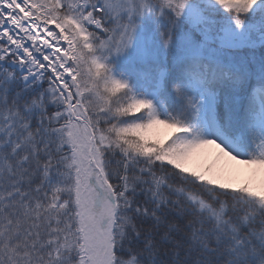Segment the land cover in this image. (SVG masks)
I'll use <instances>...</instances> for the list:
<instances>
[{
	"label": "snow or ice",
	"instance_id": "obj_1",
	"mask_svg": "<svg viewBox=\"0 0 264 264\" xmlns=\"http://www.w3.org/2000/svg\"><path fill=\"white\" fill-rule=\"evenodd\" d=\"M187 2L0 0V264H264V116L157 108L106 64ZM214 2L239 27L260 0ZM209 145L247 180L190 170Z\"/></svg>",
	"mask_w": 264,
	"mask_h": 264
},
{
	"label": "rangeland",
	"instance_id": "obj_2",
	"mask_svg": "<svg viewBox=\"0 0 264 264\" xmlns=\"http://www.w3.org/2000/svg\"><path fill=\"white\" fill-rule=\"evenodd\" d=\"M210 14H213V17ZM239 18L242 23L237 27L234 14L225 11L211 0H188L179 17L171 13L165 16L145 13L135 21L129 46L123 52L112 55L109 60H113L115 65L134 62L158 63L167 69H173H169L170 73H173L177 68H185L186 63L193 57L209 58L214 65L227 72V78L230 79L227 82L228 79L224 78L221 83L224 85L220 86L221 92L216 94L215 103L212 95L206 91L201 92L199 107L202 119L216 122L213 116L216 107L219 115L226 113L225 121H234L238 125L236 119L249 97H254L258 103L257 119L264 116V90L257 86L251 91L253 79L248 72H255L256 69H244L247 63L240 52L241 49L254 47L256 44L264 46V7L257 4ZM212 23L215 27L219 25L218 28L213 29L210 26ZM205 39H210L213 43L203 42ZM253 63L259 68L255 61ZM230 70H239L241 73L232 81L234 76L230 75ZM180 84L173 86L171 93L177 95ZM195 87L200 88V82H196ZM189 95L193 100L191 92ZM157 131L165 135L171 130L159 127ZM187 166L194 171L211 170L213 177L230 180L235 184H240L252 171L245 165L229 161L218 148L211 145L201 149Z\"/></svg>",
	"mask_w": 264,
	"mask_h": 264
},
{
	"label": "trees",
	"instance_id": "obj_3",
	"mask_svg": "<svg viewBox=\"0 0 264 264\" xmlns=\"http://www.w3.org/2000/svg\"><path fill=\"white\" fill-rule=\"evenodd\" d=\"M258 5L263 8L264 0H260ZM210 15L213 17V14ZM209 19L212 20L210 16ZM210 26L213 29H217L219 25L215 27V24L212 23ZM203 42L207 44L213 43V41L210 39H205ZM240 55L246 59L245 63H247V67H244V69L250 67L256 69L255 72H248L252 76L253 86L258 82V78L264 80V46L256 44L254 47L252 46L241 49ZM259 56L260 59L258 58ZM252 60L259 65V68L257 65H253L254 63ZM106 64L111 68L114 78L123 79L128 82V85L134 95H136L138 98H143L150 101L153 98L157 101L161 108L166 110L182 109L185 106L186 100H192L189 95L190 92L194 97L192 100L194 103L200 101V94L198 89H195L194 86L197 80L202 83L203 89L209 94H212L213 98H215L216 94L221 92L220 86L224 85H221V83L223 82L224 78H227V72H224L213 63H207L208 65H201L200 67L194 66L192 70L187 68H177L173 73H170V71H173V69L169 68V71V69H167L165 66H162V64L153 62H134L133 64H130L131 66H128L115 65L113 60H107ZM229 73L231 76H234V78H232L233 81L234 79H237L236 77L241 73V71L230 70ZM227 79V82H229L230 78ZM178 83H181L179 87L180 95H174V93H171V89L173 86H177ZM167 86L169 87L167 88ZM242 86H244V84ZM154 103L155 102H153V104ZM255 111V103L253 99L249 97L246 105L242 108L239 117L236 119L238 121V125H243L246 121H253V114ZM216 115L220 123L227 119L225 112L224 114L219 115V112L217 111ZM170 134L171 131L167 132L165 135H162L156 130V135L154 138L161 141H166ZM247 178L242 180L241 183L245 182Z\"/></svg>",
	"mask_w": 264,
	"mask_h": 264
}]
</instances>
